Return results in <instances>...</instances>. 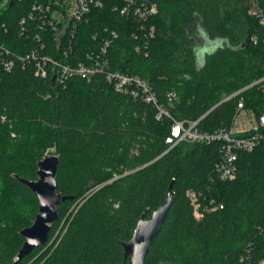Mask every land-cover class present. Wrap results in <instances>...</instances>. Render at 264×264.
<instances>
[{"label": "trees", "instance_id": "obj_1", "mask_svg": "<svg viewBox=\"0 0 264 264\" xmlns=\"http://www.w3.org/2000/svg\"><path fill=\"white\" fill-rule=\"evenodd\" d=\"M150 1L158 7L149 20L152 38L135 36L138 22L114 11L122 0H104L78 26L71 46H58L53 32L39 29L45 43L40 52L83 62L115 31L110 66L145 79L173 118L199 121L197 128L211 133L232 126L240 97L257 114L264 112L258 86L230 98L264 76V32L248 13L264 0ZM35 2L0 0V43L11 53L0 51V264L13 263L25 241L20 231L38 211L35 194L13 175L36 180L49 149L60 157L58 192L74 199L61 203L48 249L33 250L19 264H128L118 239H131L142 215L150 218L165 201L172 180L171 210L145 264H264V141L252 152L239 151L237 177L223 182L215 173L222 142L181 141L170 148L165 140L172 121L158 120L151 104L116 91L103 74L91 81L37 77L32 59H18L40 49L30 19ZM197 28L220 43L201 64ZM190 189L199 195L200 219Z\"/></svg>", "mask_w": 264, "mask_h": 264}, {"label": "built area", "instance_id": "obj_2", "mask_svg": "<svg viewBox=\"0 0 264 264\" xmlns=\"http://www.w3.org/2000/svg\"><path fill=\"white\" fill-rule=\"evenodd\" d=\"M122 3V6L115 5L114 11L119 12L125 18L138 22L134 35L137 36L138 32H144L147 37H154L155 27L149 24V20L158 13L157 5L150 0H122ZM104 5V0H36L30 19L34 25V33H36L34 37L38 40V44L35 46H40V49H33L26 55L19 56L18 59L21 61L32 59L35 63L37 77L45 79L49 75H54L57 82H63L72 76L91 81L97 74H103L116 91L129 93L135 98L142 99L146 104H151L157 111L156 118L158 120L165 116L172 121L170 132L165 140L170 148L181 141L207 144L222 142V159L216 165L215 173L223 182L233 181L238 173L237 153L239 151L252 152L260 142L264 141V112L259 115L253 109L248 108L244 97H240L237 103L230 128L211 133L203 132L197 128L199 121H181L173 118L170 111L158 102L154 90L145 79L110 66L108 46H111L113 40L118 38L115 31H112L110 36L107 34L108 36L102 37L100 45L102 47L88 53L83 62H63L41 54L40 50L44 48L45 43L41 41L39 29L53 32L58 46H71L72 41L76 39L78 26L87 20L92 9L103 8ZM248 13L258 20L264 32V6L254 2ZM24 23L25 20H22V31L27 32ZM253 40L255 43L257 42L255 38ZM3 46L0 43V51L8 55L11 54ZM70 48H65V56L68 55ZM145 56L147 57L148 54ZM13 65L14 59L11 57L4 63L5 69L8 71L12 69ZM255 86H258L259 90L264 93V76L237 91L230 98L241 95ZM167 97L169 107L174 108L175 101H177L176 93L171 92ZM187 196L194 207L195 216L200 219L201 202L198 193L190 189L187 191ZM216 209L217 207L213 208V210Z\"/></svg>", "mask_w": 264, "mask_h": 264}, {"label": "water", "instance_id": "obj_3", "mask_svg": "<svg viewBox=\"0 0 264 264\" xmlns=\"http://www.w3.org/2000/svg\"><path fill=\"white\" fill-rule=\"evenodd\" d=\"M59 165L60 157L58 155L46 154L38 162L36 180H27L16 174L13 175L15 179L29 187L35 194L39 205L34 223L20 231V235L25 241L13 258L12 264H19L33 250L48 244L50 232L59 219L61 203L74 199L73 196H64L58 192L59 187L56 175ZM173 185L174 180L169 185L165 201L152 212L151 218L145 219V214H143L141 219L137 221L129 241L118 239L124 250V260H127L128 264H145L146 256L150 251L153 240L161 231L171 210L175 197ZM161 264L177 263L167 262Z\"/></svg>", "mask_w": 264, "mask_h": 264}, {"label": "rangeland", "instance_id": "obj_4", "mask_svg": "<svg viewBox=\"0 0 264 264\" xmlns=\"http://www.w3.org/2000/svg\"><path fill=\"white\" fill-rule=\"evenodd\" d=\"M195 39H196V41L199 43V47H198V58H199V63H202V61H203V59H204V55H205V53H207V52H210V51H212V50H214L218 45H219V43H216V42H214V41H211L210 39H208V36H207V34L204 32V31H202V30H200V28H197V34H195ZM181 94H184V93H181ZM180 94V96L178 95V98L180 99L181 98V95ZM56 153V151L54 150V149H49L48 151H47V154H55ZM166 199V198H165ZM78 204V202H76L71 208H70V211H72L75 207H76V205ZM38 205H39V203H38ZM37 213H38V211H37ZM70 213V212H69ZM151 216H152V214H151ZM151 218V217H150ZM150 218H145V219H150ZM66 219V218H65ZM65 219H63V221L61 222V224H60V228H61V226L64 224V222H65ZM35 221V220H34ZM34 221H33V223H34ZM32 223V224H33ZM58 231V230H57ZM51 244V242H48V244L46 245V246H44V249H43V251L42 252H44L45 250H47L48 249V247H49V245ZM41 252V253H42ZM40 253V254H41ZM39 254V255H40ZM124 261H127V260H124ZM33 262V261H32ZM32 262L30 263V264H32ZM127 263H128V261H127ZM163 263H167V262H163Z\"/></svg>", "mask_w": 264, "mask_h": 264}]
</instances>
